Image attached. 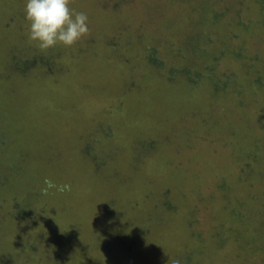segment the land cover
Wrapping results in <instances>:
<instances>
[{"label":"rangeland","instance_id":"rangeland-1","mask_svg":"<svg viewBox=\"0 0 264 264\" xmlns=\"http://www.w3.org/2000/svg\"><path fill=\"white\" fill-rule=\"evenodd\" d=\"M24 5L0 0V264H264V0H70L89 34L46 51Z\"/></svg>","mask_w":264,"mask_h":264},{"label":"clouds","instance_id":"clouds-1","mask_svg":"<svg viewBox=\"0 0 264 264\" xmlns=\"http://www.w3.org/2000/svg\"><path fill=\"white\" fill-rule=\"evenodd\" d=\"M24 16L28 22V39L42 51L56 47L72 48L89 34L88 15L70 8V0H25ZM41 194L52 190L71 191V185L44 181Z\"/></svg>","mask_w":264,"mask_h":264},{"label":"trees","instance_id":"trees-1","mask_svg":"<svg viewBox=\"0 0 264 264\" xmlns=\"http://www.w3.org/2000/svg\"><path fill=\"white\" fill-rule=\"evenodd\" d=\"M7 134H8V132H7ZM9 135V134H8ZM9 137V136H8ZM23 156H24V158H25V154H23ZM0 187H1V185H0ZM15 195V194H14ZM13 195V197H15L16 199H17V196L15 195L14 196ZM11 198V201H12V203L15 205L16 203H18V204H20L19 202H16V200L14 199V198ZM14 199V200H13ZM42 206H45V204H42ZM21 208V207H20ZM23 208V207H22ZM25 209V208H24ZM34 213V215L36 214V215H38V216H41V215H44V214H46V212L43 210V209H39V210H37V211H34V210H32ZM24 213V212H23ZM52 215H54V213H52ZM51 215V216H52ZM44 217H46V218H49V220H48V222H50V224H52V223H54V221L51 219V217H49L48 215L47 216H44ZM44 217H41L42 219L44 218ZM122 219H121V221H122V224H120V225H123V226H125L126 225V227H127V223L126 224H124L125 223V216H123V217H121ZM29 219V218H28ZM28 219H26V221H29ZM44 221H46L47 222V220H45V219H43ZM25 221V222H26ZM3 223V221H0V223ZM1 225V224H0ZM43 225L44 226H47V224L46 223H43ZM54 225V224H53ZM2 226V225H1ZM55 226V225H54ZM113 229V228H112ZM111 230V229H110ZM109 230V231H110ZM131 230V229H130ZM97 234V236H98V238H101V240L102 241H104L105 240V243L106 244H108V246H111V245H116V234H114V232H112V231H110V233H109V235H110V238H109V240L108 241H106L107 239H103L102 237H101V233L97 230V228H92V231L90 232V235L92 234V237L93 238H96V234ZM44 236H36V238H43ZM46 237V240H47V236H45ZM60 238H61V235H60ZM60 238H57V239H55V241L56 240H58V239H60ZM98 238H96V239H98ZM66 240V239H65ZM65 240H63V241H65ZM105 244V245H106ZM22 246L21 247H18L19 249H15L14 247L15 246H13V253H16V254H18L19 255V251H21V254L22 253H26V252H30V253H32V252H34L33 251V246L30 244V242L27 240V242H25V243H22L21 244ZM25 245V246H24ZM101 245H103V244H101ZM105 245H104V247H105ZM17 246H19V245H17ZM103 247V248H104ZM17 248V247H16ZM105 250V249H104ZM106 250H108V249H106ZM93 254H94V252H93ZM15 255V254H14ZM16 256V255H15ZM20 256V255H19ZM44 257H46L45 256V254H44ZM2 258H3V256H2ZM5 261V264H10V263H7L6 262V259H4L3 258V262ZM46 262H47V259H46Z\"/></svg>","mask_w":264,"mask_h":264}]
</instances>
